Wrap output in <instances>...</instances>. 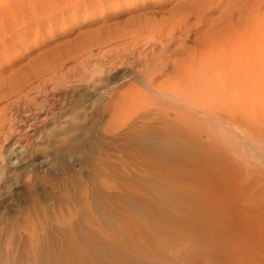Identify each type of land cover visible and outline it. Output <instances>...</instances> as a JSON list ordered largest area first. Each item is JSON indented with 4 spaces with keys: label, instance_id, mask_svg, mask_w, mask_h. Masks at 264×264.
Listing matches in <instances>:
<instances>
[{
    "label": "bare ground",
    "instance_id": "1",
    "mask_svg": "<svg viewBox=\"0 0 264 264\" xmlns=\"http://www.w3.org/2000/svg\"><path fill=\"white\" fill-rule=\"evenodd\" d=\"M200 1L193 5L182 1L163 22H146L136 29L135 37L140 36V31H147L153 39L157 36L161 43L166 41V46L183 39L189 34L190 18H200L206 11L198 7ZM202 2L210 4L208 8L215 4V0ZM234 6L229 2L222 14L226 15ZM263 6L264 0H258L259 16L238 19L227 29L219 30L209 45H202L184 62L180 60L181 64L176 66L179 62L173 61L176 64L172 66L178 68L174 69L178 74L175 76L173 70L174 77L163 83L157 84L159 75L150 77L151 71L162 70L169 62L165 58L169 51L162 47L163 53L152 49L151 54L140 53L135 60L145 59L144 68L137 70L142 73L141 77L132 70H121L122 73L113 74L104 86L93 87L94 94L99 95L97 100L82 99L83 106L92 107L102 102L108 93H117L131 80L140 86H132L128 93L138 98L131 115L140 121L129 125L128 132L122 134L128 139V151L138 149L137 156L147 163V168L137 173L139 178L135 182L139 189L120 186L113 191L105 184L103 188L90 189L94 211L83 209L90 227L84 220L70 216L66 228L60 232L61 247L35 252L30 264H264V237L258 235H264L261 230L264 222L263 226L262 222L256 224L264 216L261 211L264 198L252 211L241 197V187L248 183H264V144L259 137L255 139L245 132L242 119L244 115H256L264 106L255 97L261 94L256 82L264 77ZM126 45L122 43L117 48L126 52ZM182 45L180 43L176 50ZM112 57L106 51L101 54V59ZM121 95L117 93L114 99L118 102ZM260 96H264V92ZM65 97L54 94L43 104L42 111L32 114L26 127L18 126L20 137L7 158L4 182L0 185V212L12 209L16 198H21L16 191L20 186L16 185L20 181L14 174L17 169L26 167V172H45L55 177L61 174L53 173L48 160H33L31 148L41 142V130L48 126L60 132L66 125L67 132L81 126L79 109L73 106L79 101ZM126 120L122 122L115 116L104 124L98 122L83 129L80 138L90 143L89 153L102 151L104 134L130 124ZM238 138H249L256 143L255 148L261 154L253 158L254 163L246 162L241 153L238 156L228 150L239 142L235 143ZM21 144L25 149L16 152ZM64 149L62 151L67 153ZM73 165L74 169L80 165L78 170L84 172L82 164L74 162ZM129 178L134 175H128L127 180ZM8 181L11 184H5ZM95 228H98L96 233L99 232L97 237L93 234L95 230L92 231ZM176 237H183L185 244L175 247ZM26 256V253L0 254V264H29Z\"/></svg>",
    "mask_w": 264,
    "mask_h": 264
},
{
    "label": "rangeland",
    "instance_id": "2",
    "mask_svg": "<svg viewBox=\"0 0 264 264\" xmlns=\"http://www.w3.org/2000/svg\"><path fill=\"white\" fill-rule=\"evenodd\" d=\"M182 1L193 5L198 0H0V185L4 182L7 158L16 145L15 141L20 137L18 126L22 124L26 127L32 114L42 111L41 107L46 100L54 94L64 95L67 100L74 98L79 102L73 106L79 109L78 113L82 118L79 121L81 126L71 132L65 131L67 125L63 127V132L53 131L48 128L50 126L46 130L42 129L41 142L31 148L33 160H48L53 173L58 171L61 174L55 177L45 172H26V167L15 171L14 174L20 181L16 183L20 184L16 191H19L21 198H16L15 207L12 205V209L0 212V254L26 253L30 264L35 252H49L57 247L59 249L62 243L60 232L66 228L70 216L88 224L83 216V209L94 211L91 193H88L90 189L96 186L103 188L104 184L113 191L122 186H134L139 189L135 179L139 178L137 173L140 174L141 170L147 168V163L139 160L138 149L128 151V139L124 138L122 133L126 134L129 125L140 121L131 115L138 98L132 94L128 95L132 86H140L131 80L132 82L125 83L121 90H118L117 93L123 95L119 97L118 102L114 99L117 95L114 91L111 92L113 94L108 93L97 105L83 106L81 101L84 97L93 101L99 97L94 94L95 85L105 84L115 74L122 73L121 70H132L141 77L142 73L137 70L142 66L144 68L145 59L138 62L135 60L140 53L151 54L152 49L160 52L162 47L169 51L165 55L169 62L162 70L158 69L155 73L151 71L150 77L159 75L156 82L163 83L173 76L174 71L175 76L178 74L176 66L181 64V61L184 62L202 45L207 46L215 40L219 30L227 29L231 23L234 24L242 17L259 16L258 0H215L212 8H208L210 4L204 5L201 0L198 7L206 11L200 18H190L189 34L183 39H176L166 46V41L161 43L157 36L153 39L147 31H140V36L135 37L136 29L143 27L146 22H163ZM229 2L235 6L223 15ZM192 10L196 11L194 7ZM122 43L128 44L126 52L117 48ZM180 43L183 45L176 50ZM105 51L113 55L110 60L101 59V54ZM174 64L175 67L172 66ZM150 66H153L152 62ZM175 68L177 70H174ZM256 84L262 94L264 77ZM38 88L41 89L37 90ZM142 89L144 92L145 88ZM257 94L255 97L263 106L264 96ZM255 114L250 116V120V117L243 116L244 130L255 139L259 137L264 144V106ZM115 116L122 122H127L128 119L130 124L108 131L104 134L103 150L89 153L90 143L80 138L83 129L91 128L98 122L104 124ZM251 120L252 122H249ZM249 123L252 124L248 125ZM244 140L238 138L235 143L239 142L228 150L236 152L238 156L241 153L244 160L247 159L246 162L254 163L253 158L261 154L260 150L256 149V143L251 142V139ZM22 144L17 147L16 152L25 149ZM62 149L67 150L68 154ZM74 162L82 164L84 172L80 173L78 170L80 165L74 169ZM128 175H134V178L127 180ZM7 183L11 184V181L5 184ZM237 188L239 189L238 184ZM241 188L245 206L248 205L253 211V206L258 207L256 204L264 198V183H248ZM263 208L264 206L261 208L262 213ZM255 209L254 207V211ZM95 218L98 219V216L95 215ZM259 222H262L263 226L264 216L260 217L256 224H260ZM88 226L90 227L89 224ZM263 228L261 227V230H264ZM92 231L95 232V237L99 236V232L96 233L98 228ZM258 235L264 237L262 234ZM179 244H185L183 237L175 239L173 245L176 247ZM52 246L54 249H49Z\"/></svg>",
    "mask_w": 264,
    "mask_h": 264
}]
</instances>
